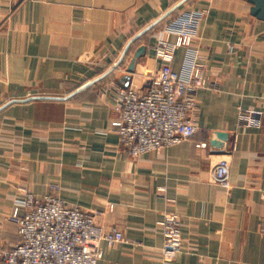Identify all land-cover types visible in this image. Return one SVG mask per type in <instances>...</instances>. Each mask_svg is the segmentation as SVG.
Listing matches in <instances>:
<instances>
[{"label":"crops","instance_id":"crops-1","mask_svg":"<svg viewBox=\"0 0 264 264\" xmlns=\"http://www.w3.org/2000/svg\"><path fill=\"white\" fill-rule=\"evenodd\" d=\"M182 1L0 0L1 249L20 242L12 213L23 187L122 232L123 243L101 246L98 264H264V18L251 15L248 0H186L152 26ZM203 10L192 45L171 63L182 75L193 58L203 66L197 132L129 157L110 125L111 84L129 76L128 86L145 90L160 65L158 40L179 15ZM222 160L229 189L213 178ZM168 214L178 218L183 246L163 263Z\"/></svg>","mask_w":264,"mask_h":264},{"label":"built area","instance_id":"built-area-1","mask_svg":"<svg viewBox=\"0 0 264 264\" xmlns=\"http://www.w3.org/2000/svg\"><path fill=\"white\" fill-rule=\"evenodd\" d=\"M205 13V10L188 11L179 15L167 30L168 38L158 40L154 50L160 65L150 76L145 90L111 84L117 116L110 125L118 136L120 148L129 157L159 153L197 132L195 93L207 86L203 66L193 58L188 73L182 75L171 63L178 48L192 45ZM169 36H175L174 42ZM245 117L248 115H241V119ZM213 178L216 185L229 189L226 161L216 165ZM18 191L21 199L16 201L12 218L17 223L20 242L10 249H0L4 264H98L103 256V244L110 247L124 242L118 228H106L92 212L67 206L54 196H37L23 187ZM159 191L164 192V188ZM162 227L160 256L163 263H169L183 246L177 216L166 215Z\"/></svg>","mask_w":264,"mask_h":264},{"label":"water","instance_id":"water-1","mask_svg":"<svg viewBox=\"0 0 264 264\" xmlns=\"http://www.w3.org/2000/svg\"><path fill=\"white\" fill-rule=\"evenodd\" d=\"M186 0H183L182 2H180L179 4H177L176 6H174L171 10H169L166 14H164V16L157 20L153 25H155L157 22H159L160 20H162L163 18H165L166 16H168L170 13H172L174 10H176L180 5H182ZM252 5L253 7L251 8V15L256 17L257 19H262L264 18V0H248ZM152 26H150L149 28H147L146 30L142 31L141 33H139L138 35H136L133 39L130 40L129 44L127 45L126 49L124 50L119 62H117V64H115L113 66V68H111L109 70V72H112V70L116 69L117 66L119 65V63L121 62V60L124 58V56L126 55L127 53V50L129 48V46L137 39L139 38L144 32H146L148 29H150ZM145 52V48L144 47H140L134 54V57L133 59L131 60L130 62V65L128 66V72H133V68H134V63H135V60L137 58H139L141 55H143ZM108 72V73H109ZM129 76H124L123 80L125 82L124 86L125 87H128L129 85ZM95 81H92L88 84H86L85 86H83L81 89L93 84ZM216 136V139L217 140H220V141H223L225 138H226V134H223V133H216L215 134ZM212 144L213 145H218V146H221V144H218L217 141L215 140H212Z\"/></svg>","mask_w":264,"mask_h":264},{"label":"rangeland","instance_id":"rangeland-1","mask_svg":"<svg viewBox=\"0 0 264 264\" xmlns=\"http://www.w3.org/2000/svg\"><path fill=\"white\" fill-rule=\"evenodd\" d=\"M62 201V200H61ZM67 205V204H66ZM109 205H112V204H109ZM109 205L107 206L108 207V210H110L109 209ZM68 206V205H67ZM71 207V206H70ZM111 211V210H110ZM106 228H109V227H106ZM1 249V248H0ZM160 258H161V256H160Z\"/></svg>","mask_w":264,"mask_h":264}]
</instances>
